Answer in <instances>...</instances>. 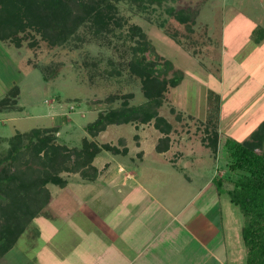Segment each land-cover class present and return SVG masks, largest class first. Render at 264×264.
Segmentation results:
<instances>
[{
  "label": "rangeland",
  "instance_id": "1",
  "mask_svg": "<svg viewBox=\"0 0 264 264\" xmlns=\"http://www.w3.org/2000/svg\"><path fill=\"white\" fill-rule=\"evenodd\" d=\"M118 7L119 16L125 20L122 27L104 32L102 37H95L87 23L78 30L80 39L62 46H51L34 31L21 33L20 44L0 40V99L17 85L20 89L18 105L22 107L0 112V135L8 137L17 131L58 127L56 142L69 148L94 140L102 146L108 143L119 150L126 149L119 154L106 150L99 153L92 163L98 171L95 180L84 178L80 170L62 171L65 186L47 184L51 198L46 211L50 217H41L49 223L60 222L59 228H78L97 242L98 248L89 250L91 255L86 252L89 248L82 252L87 253L86 258L91 262L101 260L102 242L107 241L103 234L106 224H120L122 198L133 194L137 189L134 186L142 183L174 215L193 199L194 209L208 215L214 223L225 213L226 221L234 228L230 231L236 232L234 235L240 243L241 248L234 251L240 260L238 264H245L247 248L240 231L243 217L230 196L233 189L230 180L235 179L239 171H234L231 161L224 156L229 137L220 130L221 97L217 92L222 93L218 90L224 78L221 71L226 53L236 61L233 74L246 70L251 76V79H239L244 83L242 86L247 87V82L254 80L264 87V41H254L255 37L264 35V0H162L161 4L154 3L143 9L133 1L121 0ZM170 7L173 12L169 11ZM177 11H184L188 20H178ZM131 26L140 27L146 34L161 64L164 60L172 63L165 77L169 79L176 73L181 76L178 85L168 86L158 110L173 127L168 134L167 151L156 148L167 135L155 126L154 119L109 125L96 136H91L86 129L99 111L108 108L104 100L110 95L118 96L114 106L126 98L131 104L146 100L141 78L133 74L128 65L132 58L130 46L136 44L128 36ZM33 41L37 43L32 45ZM55 69H58L56 76ZM206 72H209L211 85L209 81L206 83ZM215 133L217 138L213 145L211 140ZM127 172L132 174L127 178L137 179L136 182L125 179ZM219 180L222 181L220 186ZM126 184L128 186L124 187ZM131 188L134 190L129 192ZM138 195L139 203L127 205V216L140 207L144 213L150 210L154 213L153 220L143 216L138 235L152 242L150 247L170 253L169 258L160 256L158 263L214 264L210 251L199 244L192 241L189 244L182 237L175 240L176 244L172 242L171 233L173 227H178L177 221H169L167 213L143 191ZM194 209L193 205L188 207L184 216L192 214ZM223 222L225 224L224 217ZM31 230L18 238L17 247L10 255L4 256L22 264L25 258L35 257L37 248L51 247L45 239L48 232L34 239ZM175 231L174 235H179ZM120 240L116 241L118 246L125 248ZM52 241L62 254L81 248L72 247L58 232ZM32 243L35 244L30 250L33 252L27 255L24 252ZM178 243L185 246L179 249ZM229 246L231 243L226 249L223 245V251L218 249L225 264H232L229 256L234 249L230 250ZM127 253H132L131 249ZM158 256L154 251L150 259ZM72 257L78 259L75 254Z\"/></svg>",
  "mask_w": 264,
  "mask_h": 264
},
{
  "label": "trees",
  "instance_id": "2",
  "mask_svg": "<svg viewBox=\"0 0 264 264\" xmlns=\"http://www.w3.org/2000/svg\"><path fill=\"white\" fill-rule=\"evenodd\" d=\"M120 1L0 0V40L20 44L21 33L34 31L51 46H62L80 39L78 30L87 23L95 37H102L104 32L110 33L115 27H122L125 20L118 14ZM129 1L137 3L141 9L162 3V0ZM169 11L173 12V8L170 7ZM175 14L178 20H188L184 11ZM129 29L128 36L136 44L130 46L132 58L128 65L130 71L141 78L146 100L131 104L126 98L120 105L114 106L118 96L110 95L104 100L108 108L99 111L97 118L89 122L86 129L91 136H96L109 125L134 121L144 123L154 119L155 126L167 135L156 148L167 151L170 146L168 134L173 127L159 115L158 110L168 86L178 85L181 76L176 73L167 79L165 76L173 67L172 63L168 60L162 64L159 62V56L152 51L140 27L131 26ZM35 43L33 41L32 45ZM153 55L154 58H151ZM57 74L58 69H55L54 76ZM19 90V86L15 85L7 96L0 99V112L22 109L17 100ZM58 131V127L32 128L17 131L8 137L0 135V258L29 228L35 227V233L39 231L35 222L37 217H50L46 211L51 198L47 184L65 186L62 171L80 170L84 178L95 180L98 171L92 163L99 153L103 150L115 154L126 151L108 143L99 145L94 140L69 148L56 142ZM216 138L217 133L211 140L213 145ZM225 145L226 160L231 161L230 167L234 171H239L237 177L230 180L233 184L230 196L243 217L241 234L247 248L245 264H264V122L251 133L250 138L237 141L229 137ZM221 183L219 180L218 185Z\"/></svg>",
  "mask_w": 264,
  "mask_h": 264
},
{
  "label": "crops",
  "instance_id": "3",
  "mask_svg": "<svg viewBox=\"0 0 264 264\" xmlns=\"http://www.w3.org/2000/svg\"><path fill=\"white\" fill-rule=\"evenodd\" d=\"M254 41L257 43L264 41V35L255 37ZM228 54L229 53L223 55L224 68L221 71V76H223L224 78L223 81L220 80L221 83L218 90H221L222 93L217 92V94L221 97L220 130L224 131V133H226V136L231 137L237 141H242L253 131H255L262 124V122H264V87L258 85L259 83L255 81L258 85V87L256 88L257 85H255L254 80H250V82H247V87L242 86V84L244 83L241 84L239 82V79H245L246 77H248L247 79H251V76L248 75L249 73L246 70H238L233 74L232 69H235L233 63H235L236 61L235 59L231 60L232 55L229 57ZM208 74L209 72L205 74L206 83L209 81L208 85H211ZM228 86H230V88ZM243 111H247V114ZM118 170L119 171L117 172L120 173L121 170ZM129 173L130 172H127V174L124 175L125 179H130V181H133V183L136 182L137 179L127 178V175H129ZM113 175L114 174H112L111 176ZM131 175L132 174L130 173L129 176ZM126 180L124 183H126ZM126 186L128 185H124V187ZM135 187L137 189H135L133 194L129 193L132 192ZM134 188H131V190L128 192L129 194L124 195V197L122 198L121 203L122 205H124V208H120V224L118 226L106 224L107 229L103 230V234L105 235L107 241L102 242V253H100V255L102 256L101 260L91 262L90 260H88L89 257L86 258V252L90 253L91 255V252L89 250L97 249L98 246L97 242H93L90 239V236L82 232V230L80 231L78 228L72 229L68 227L59 228L60 222L58 223V221L55 220L53 223H49L46 218L39 216L35 219L39 231L35 233V227H31L29 229H32L31 233L34 239L41 237L48 232V235L45 239L47 244L51 246L49 247L51 249L48 248L47 250H42L43 248L45 249V246H43L42 248H37L38 250L35 257L25 258L22 264H160L158 263V258L160 256L169 258L170 253L168 251H159L158 247H150L152 242H146L144 239H142V234L138 235L141 229L143 216L146 218L148 217L149 220H153L154 213L152 212V210H147L148 212L144 213V210L140 207L139 210L134 211V213L130 212L129 216H127V205L130 202L139 203L137 198L139 197L138 194L142 191L147 195L148 198L153 199L151 200L152 203L160 206L167 213V216H169L170 218L169 221H177V223L179 224L178 227H173L171 235L174 240H172V242L176 244L175 240L179 237H182L181 239L188 241L189 244L191 243V241L199 244L205 251H210V256L214 259V264H225L222 259H220V255H218V249H222L223 251V245L226 249L227 244L231 243V246L228 247L230 250L234 249L229 256L231 259V263L238 264V262H240V260H238L236 254L234 253L235 250H239L241 248L240 243L238 241V238H236L234 235L236 232H234L233 234L232 231H230L234 228L231 226L232 224H229L228 221H226L227 218L225 217V213H221V215L219 216L221 220H218V223H214L212 218H210L208 215L202 214L201 212H198L194 209L195 204L193 199L191 200L192 204L191 201L188 202V204L185 205L182 211L174 215L172 214L170 209H168V207L164 203L160 202V200H158L154 196V194L151 193V191L147 189L142 183H138V185L134 186ZM190 204L193 205V213L190 215H186L185 217V210L187 211L188 207H191ZM223 217L225 218V224L223 222ZM167 226L168 228H170L172 225ZM167 226L164 227V230H166ZM175 230L179 232V235H174L176 232ZM57 232L60 233L63 240L69 241L71 245H73L72 247H81V250H71L74 253H60V251L55 248L56 243H53L52 241L55 233ZM24 233H22L21 235H23ZM119 239H121L120 242H124L125 248L118 246V243L116 241ZM17 242L5 255H10L15 250H13V248L17 247ZM89 242H91L92 244L89 245ZM237 243L239 244V246H237ZM34 245L35 244L32 243L29 246V249H26V252L24 253H26L27 255L28 253H32L33 251L30 250H32ZM177 246L179 247V249H181L180 247L185 246V244L179 246L178 243ZM86 249L88 250L82 253ZM129 249H131L132 253L128 254L127 250ZM154 251H157V253H159V256L155 259H150ZM72 254L77 255L78 259H74L72 257ZM41 259L42 262H40ZM0 264L16 263L13 259H10L7 256L5 257L3 255L0 258Z\"/></svg>",
  "mask_w": 264,
  "mask_h": 264
}]
</instances>
